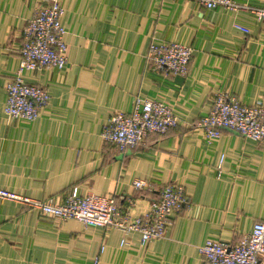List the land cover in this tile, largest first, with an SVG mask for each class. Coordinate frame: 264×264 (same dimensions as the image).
Wrapping results in <instances>:
<instances>
[{
    "label": "crops",
    "instance_id": "0c3cea01",
    "mask_svg": "<svg viewBox=\"0 0 264 264\" xmlns=\"http://www.w3.org/2000/svg\"><path fill=\"white\" fill-rule=\"evenodd\" d=\"M42 1L0 0V189L58 204L75 187L124 205L130 198L139 215L174 183L186 202L162 238L142 245L137 232L59 220L0 198V264H202L197 248L205 239L238 244L264 219V140L228 130L207 140L196 123L219 93L264 104V18L245 8L264 0L213 9L195 0H60L67 64L24 72L50 94L38 118L26 121L5 114L6 86L19 65L22 29ZM172 41L191 49L185 75L145 61L151 44ZM137 97L168 104L178 124L120 152L102 129ZM136 179L146 188L135 189Z\"/></svg>",
    "mask_w": 264,
    "mask_h": 264
},
{
    "label": "built area",
    "instance_id": "2783aa9c",
    "mask_svg": "<svg viewBox=\"0 0 264 264\" xmlns=\"http://www.w3.org/2000/svg\"><path fill=\"white\" fill-rule=\"evenodd\" d=\"M208 9L224 6L240 7L233 0H195ZM252 15L264 18V7L246 6ZM63 6L60 0H43L26 20L21 32L20 61L6 86L4 112L8 117L34 121L48 104L49 91L24 80L30 70L54 68L64 70L67 64L65 26L61 22ZM234 28L248 33V28L235 23ZM191 56L190 47L179 42L151 44L145 56L149 66L164 72L185 75ZM178 124L173 109L166 103L137 97L130 112H114L101 136L118 151L133 150L144 144L150 133H166ZM207 140L220 136L222 130L235 132L254 141L264 140V104L246 105L235 96L219 93L208 113L196 123ZM135 189L146 188V182L136 179ZM0 198L20 200L39 208L42 213L59 220L74 219L84 226L116 227L124 232H137L140 243L164 236L169 216L186 202V194L179 184H166L151 200L148 212L133 214V201L126 205L114 195L88 193L81 195L77 188L67 194L61 203L21 197L0 189ZM202 264H264V219L256 221L236 245L218 238H207L197 248Z\"/></svg>",
    "mask_w": 264,
    "mask_h": 264
}]
</instances>
